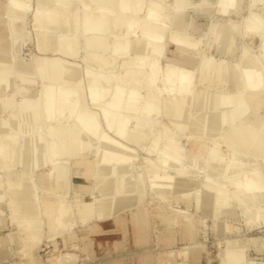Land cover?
<instances>
[{"label":"bare ground","instance_id":"1","mask_svg":"<svg viewBox=\"0 0 264 264\" xmlns=\"http://www.w3.org/2000/svg\"><path fill=\"white\" fill-rule=\"evenodd\" d=\"M28 1L8 0L11 12L25 10L24 5ZM63 1L36 0L35 7L32 8L33 11L31 10L37 50L40 53L52 51L50 55L44 56L46 59L44 65L42 61L37 59L36 67L30 61H24L21 68L13 66L15 65L13 63L15 57L8 56V51L13 50L12 41H10L11 35L15 34L13 16L11 12L7 14L5 12L0 16V19L6 22L5 28L0 29L2 34H5L4 38L0 36V41L2 40L0 50H7L6 53H0V88L3 92L0 103H2V111L5 110V107L10 108L13 110L10 114L14 115L15 109L21 110L30 113L32 118L34 117L36 120L39 119L42 111H45L48 117L54 120H47L52 135V146L49 150L50 159L48 160L42 151L43 140L41 137H36L37 140L32 143L29 142L27 137L30 134L27 126H25L23 142H18L14 139L15 134L7 133L8 123L2 118L0 120V167L4 166L5 163L13 164L17 147L21 144V151H24L22 154L24 158L22 159L26 161L25 170L34 171L39 166H51V170L45 172L46 174L43 173V176L54 179L59 188L64 190L63 183L60 180V163H70L76 168L78 174H81L87 180H91V182L81 184L78 187L72 186L71 188L72 197H70L68 204L74 208L76 215L83 218L84 221L93 219L98 212L96 209L98 203L99 205L111 204L115 214L120 208L129 206L136 199L134 195L135 185L133 179L129 176L132 165L130 168V165L126 164L131 159L134 150L130 148L131 146L126 145L127 142L124 144L121 139L119 140L111 133L125 138L133 117L137 121L138 128H141L148 121L153 122L148 116L151 113L160 111L162 101L158 94L163 92V102L166 106L165 114L170 117V120H163L162 141L160 145L157 142L150 145L148 153L156 156L155 159L153 158L157 165L155 167L156 171L151 170L153 173L151 176L153 187L156 188L158 194L168 197L176 188L174 182L176 175L169 172V170L183 168L185 165L176 156L175 142L178 141L176 132L181 133L187 127V121L183 122L181 118L189 116L191 104L198 105V94L193 93L192 84L194 82L203 84L204 89L202 90L204 94H207L217 88L215 85L217 80H225V75L227 76L226 81L231 84V88L223 92L218 91L212 96L214 99L213 103L210 104L211 107L204 104V109H207L204 115H200L195 110L193 123L199 128H207L209 124H212V127L216 129L228 125L229 130L226 137L228 145L234 150L247 151L253 157H262L261 160L264 163V122L262 124L258 123V116L261 115L264 119V114H255V117L251 120L257 127L242 123L249 110L246 95L250 93L259 97L264 89V20L260 16L253 14L251 22L248 24L250 32L258 33L261 36L259 53L244 49L239 60L229 61L225 58H206L200 51L201 41L193 35L190 31L191 25L181 15V12L188 5V0H174L170 5L171 10L169 12L166 11L165 7L167 4L165 5L162 0H127V3H120L124 9V11H121L127 16L125 26L128 29H125V31L114 29L111 56H114V58L122 56V63H124L131 56V54H128L129 50L136 46L138 50L137 57L132 63L133 70L124 83L126 86L121 87L118 71H112L109 68L112 60L105 57L107 55V45L104 42L105 36H107L105 33L110 30L111 7H118L119 0H92L94 2L92 7L90 6V0H83L82 6L77 0H66V4ZM52 2H56L58 7H52ZM235 2L236 0H220L222 13L229 12ZM61 10L64 13L68 11V13L63 15ZM173 23H175L177 31L171 28ZM23 28V25H21L17 29ZM55 28L61 30L55 32L53 30ZM138 29L143 30L142 34ZM205 36H207V32ZM166 42L173 43L175 51L168 63L161 64L160 57L163 56ZM84 43H86V55L83 59L90 58L94 61L93 64L86 69L83 79L75 77L76 72L74 71L76 70H72L73 72L66 77L64 75L66 69H71L77 59L72 57L79 54L78 49ZM184 55H187V60L183 59L185 58ZM40 68L46 71L44 77L41 78L38 71ZM17 70L24 77L22 81L29 82V80L38 79L36 83L41 86L35 92L36 94L33 93L35 84L27 82L26 86L17 90L13 77ZM160 77L161 82L157 83V79ZM29 85L30 87H28ZM137 87L145 88L146 96L144 95V103L139 114H134L131 107L136 100L135 89ZM8 89L11 90V92L9 91L10 94H4ZM45 92L48 94L46 101L44 99ZM154 92L158 94L153 95ZM17 95L22 96L20 101L16 100ZM87 97L94 104V108L95 105L99 107L98 111L90 108L92 106L87 103ZM259 102L261 100L257 102L256 106ZM66 108L69 110L67 123L59 122L57 118L65 115ZM208 108H211L212 111H208ZM226 126L224 127L226 128ZM89 137L98 141V157H96L97 155L93 157L83 155L84 152L93 148V143ZM28 155L31 157L29 164L26 159ZM98 162L111 163L103 181L97 178ZM159 166H162V170ZM112 173L117 177L114 181L115 177L110 180ZM25 176L27 174L22 173L18 175V178L9 181L10 187H14V191L19 192L13 198L16 210L20 211L15 218L35 219L36 200L32 198L28 182H25L24 179ZM189 181H193V179ZM189 181L184 180L180 184L184 187L189 185ZM1 182L2 175L0 174V187L3 185V182ZM236 183L244 190L245 195H253L258 190H264V174L257 167L252 168L239 174ZM95 189L103 192L101 199L95 197ZM181 189L182 191L185 190ZM195 191L198 203L202 202V197H205L206 204L210 206L222 201V198H220L222 190H216L211 181H202ZM182 195H190V193H183ZM225 195V199L222 201L225 206L231 199L240 201L245 207L248 205L234 190ZM3 199H5L4 192L0 191V209ZM65 202H61V206L57 208L60 214L64 215L70 210L69 205ZM56 207L57 205L54 202L53 206L50 207V211H53ZM232 210H234L232 206H227L220 208L217 212H230L231 215ZM181 213L190 214L185 211ZM167 216L169 215L167 214L164 217ZM148 218V210L141 208L134 211L128 220L134 221L138 226H141L142 230L143 224L148 222ZM185 222L186 225L193 223L190 219L185 220ZM246 242L248 243L246 238L240 237L231 240L228 246L220 245L221 253L225 255L222 264H254L257 259L245 258L248 247ZM250 244L257 247L264 246V237L253 238ZM55 247L57 248V246ZM189 249V247H186L183 250L188 251Z\"/></svg>","mask_w":264,"mask_h":264},{"label":"rangeland","instance_id":"2","mask_svg":"<svg viewBox=\"0 0 264 264\" xmlns=\"http://www.w3.org/2000/svg\"><path fill=\"white\" fill-rule=\"evenodd\" d=\"M77 1H79L78 3H80V6H82L81 3L83 0H77ZM162 1L164 2L165 5L167 4V6H165L166 11L169 12L171 10L170 5L173 3L174 0H162ZM65 2L66 0L63 1V3ZM125 2L127 3V0H119L118 7L117 6L115 8L114 6L111 7L112 12H111L110 29H121L122 31L128 29L125 26L126 25L125 21L127 20V16L122 12L124 11V9L123 7H121V4H124ZM35 4H36V0H29L28 2H25L24 5L25 10H23L24 12L23 11L14 12V16L16 17L15 20L17 24L19 25L22 24L24 27L21 32L12 35L11 39H13L12 40L13 50L11 49L8 51L9 52L8 56L15 57L13 62L15 65L13 66H15L16 68L17 67L21 68L22 64H24V61L28 62L31 57H32L31 62L32 65L34 64V67H36L37 59L39 61H42L44 65L46 61L44 56L50 55L52 53L51 50L40 53L36 48V40H35L36 34H34L35 29H33V25H32L33 24L32 11L35 7ZM0 5H1L0 16L5 12L7 14L12 11L11 6H9L8 4V0L6 1L0 0ZM92 5H94V2L90 0V6L92 7ZM54 6H56V2L55 3L52 2V7ZM263 10H264V0H258L255 2L254 0H236L235 4L231 6L229 12H227L226 14H223L221 11L220 0H188V5L181 12V15H183V17L185 18V14L189 13V11H196V13L198 14L197 17L200 27L206 30H204L202 33H198V34L194 33L193 35L201 41L200 51L203 53V55L206 58L207 57L225 58L229 61H236L239 60L241 55L239 56V51H238L239 39L237 37H234V30L236 32L240 30V32H242V35L244 34L246 35V41L248 45L242 49L241 54L244 49H249L253 53H259V49L261 45V36L258 33L252 31L250 32L248 28V24L251 22V16L253 14L260 16L264 20ZM61 12L63 15L68 13V11L64 13L63 10H61ZM173 22H174V18H173ZM188 23L191 25L190 29L198 30L197 27L193 26L194 24L192 25L190 22ZM220 23H222L223 25ZM5 26H6L5 20L2 21V19H0V29L1 28L4 29ZM171 28L176 30L175 23L171 25ZM215 28H216V32H215ZM53 30L57 32L58 30L60 31L61 29L55 28ZM138 30L142 34L143 30L142 31L140 29ZM138 30L137 32L139 34ZM137 32L135 33L136 35ZM206 32H207V36H205ZM135 34L134 36H136ZM0 36H3L4 38V35H0ZM111 38L112 37L109 36L108 39L112 40ZM229 40H230L229 46L231 47L230 50L225 49ZM166 44H165L163 56L160 57V63L162 62L161 64L168 63L169 60H171L173 52L175 51V47L173 43L166 42ZM231 44L234 45L236 49H233ZM213 45L215 46V48H212ZM4 52L6 53L7 50L5 51L0 50V53L3 54ZM137 53H138L137 46L129 50L128 54H131V56H129L127 60L124 63H122L121 66H120V62H121L120 57L114 58V56H111L112 55L111 53H108L105 56L106 58L112 60L111 61L112 64H110L109 68L112 71H118L121 81L120 84L121 87L126 86L124 85V83L126 79L129 78V75L133 70L132 63L135 61L137 57L136 56ZM84 56H85V52L82 51L81 55L79 53L77 55H74V57H72L73 59L76 58L77 59L75 60V65L71 66L72 68L70 67L71 69L68 68L66 69L64 73L66 77L73 72L72 70H76L74 71L76 72L75 77L77 79L84 78V74H86L87 71L86 69L90 67L94 62L90 58L87 59L85 58L84 60L83 59ZM184 57L185 58L183 59H187V55H184ZM197 61H199V59H197ZM38 71L40 72V78L44 77L43 75L46 71H44L43 69L41 70V68ZM81 76L82 78H80ZM13 77L15 80V85L17 87V90L18 89L20 90L23 86H26L25 84L29 83L33 85L35 84L36 89L34 88L33 90V93H35L37 92V90H39L41 86L39 83H36L38 82V79H33L34 81L29 80V82L26 81L27 83L25 82V80H23L24 81L23 82L22 79H24V77L21 75V72L19 70H17L14 73ZM226 77L227 76L225 75V80L224 79L221 81L217 80L215 84L217 88L208 92L207 94H204V91L202 90L204 89L203 84L201 85L199 83L194 82L192 84V90L194 94H197L198 92V98H197L198 105L196 104L197 106H195L192 103L190 106L189 116H185L184 118H181V120L183 122L186 121L188 122L190 120L191 111L198 110L200 108H202L200 109L201 112L205 114L207 109H204L205 108L204 104H207L208 107H211L210 104L213 103V99H214L212 96H214L218 91L223 92L231 88V84L229 81H226ZM158 82H161V77L157 79V83ZM28 87H30V85ZM9 91L11 92V90L8 89L6 93L4 92V94L6 95L10 94ZM155 93L156 95L158 94L157 92H154L153 95H155ZM2 94L3 92L2 93L0 92V97L2 96ZM158 95L161 101L164 100L163 92ZM47 96L48 94L47 92H45L44 93L45 101L48 98ZM246 97L249 105L251 104V100L252 101H254L255 99L258 101L261 100L260 102L261 107L259 108L257 113L252 111L249 106V110L247 111V114L244 116V119L242 120V123L250 125L249 122L253 119L255 114H264V89L262 90V93H260L259 97L254 96L250 93H248ZM21 99L22 96L17 95L16 100L20 101ZM86 99L89 106H92L90 108L97 111L99 110V107L96 105L94 108V104L91 102V100L88 97ZM138 99H140L139 94H137V101ZM161 104H163V102ZM1 106L2 103H0V120L4 118L8 123L6 130L7 133L15 134L14 139L22 143L24 139L23 138L24 127L27 126V129L30 134V136L27 137L28 141L32 143L33 141L37 140L36 137H41L43 140V146H42V151L44 152L43 154L49 160L50 159L49 150L52 146L51 143L52 135L50 134V126L47 120L49 121L50 120L54 121V120L49 118L48 114L45 111H42L41 116L39 117L38 120H36L34 117L32 118V115L30 113L24 111L22 112L21 110L15 109L14 110L15 113L14 115H12L10 114V112L13 111L12 109L5 107V110L2 111ZM208 111H212V109L208 108ZM164 112H165V107L164 108L162 107V109L160 110V115H158V117L161 118V120L169 121L170 117H168V115H166ZM64 114L65 115L59 116L57 118L59 119L58 120L59 122L62 121L66 122L67 116L69 114L68 108H66ZM263 122H264L263 116L259 115L258 123L262 124ZM263 128H264V124H263ZM89 139L93 143V148L91 150H87L86 152H84L83 155H85V157H89V156L93 157L95 155L98 156L99 148L96 146L97 141L91 137H89ZM199 139L200 138L198 137L192 136L188 131H183V134L181 135V141H182L181 151L183 154L182 157L184 158V164H185L184 167L186 171H190L191 174L190 175L185 173L176 174L174 179L176 186L175 191L171 195H169L170 198L167 199V200H171L172 203L171 207H168L170 206V204L166 202L167 207L166 208L163 207L159 209V205L161 204L160 198L158 196L156 188L153 187L151 181V176L153 174L152 171H156V168L149 166L151 165L150 164L151 162L148 161V158L155 159L156 156L146 151L145 146L148 145L149 143H147L145 146L133 145L132 147L135 148V157L134 160L132 161V168L130 167L132 171L129 174V176L133 179V182L137 188L134 194L137 203L132 208L117 211L108 220H104V221L93 220L87 224L79 223L74 208H72L68 204L69 203L68 201H70V197H72V194L69 197V194L66 193L68 191L64 192V190H61L59 186L55 183L54 179L47 178L45 175L43 176V178L38 177L37 175L38 173H40L41 175L42 173L51 170L50 169L51 166L48 165V166L36 167L34 169L35 172L25 170L26 161L22 159L24 158L22 157L24 151L23 150L21 151V144H19L17 147L18 149L15 154L13 164L5 163L4 166L0 167L1 170L0 174L2 175V182H3V185H1L0 187L1 188L0 191L4 192L5 195V199L2 200L1 209H0L1 210L0 211V264H127L126 258L125 257L121 258V256H119L127 251L135 253L134 257L132 256V258L129 259L128 264H143V261L139 256L142 254L141 252L143 251L144 248H146V246H150V249L152 251L156 250L155 251L156 253H154L155 256L153 257V261H152L153 264L154 262L158 263L159 261L160 249L163 252L162 259L164 260L166 255L167 257H169L167 261L170 262L171 257H174L176 252L181 254L180 252L184 251L183 249L189 246L188 240L191 238L192 233L193 235L198 234L200 240L203 241L200 242L201 243L200 247H204L205 250H209V251L213 250L214 253L216 254H218L219 251L220 260L221 259L224 260L225 258L224 253H221L222 250L220 248V245L228 246L231 240H236L237 238L243 237L244 239L246 238L248 241V243L246 242V244L248 246H251L250 244L251 239L264 236V210L249 209V208L246 209L245 206H243V204H241V202L238 200L235 199L230 200V202L233 203L234 206L238 207L237 210L235 211L232 210V214H231L232 216L227 215L225 213L217 212L209 208L208 206L210 205L206 204L207 208L205 207L203 209H198V210H196L194 207L190 208L189 212H195V214L197 215L196 217L200 216L202 218L203 217L205 218L203 220H198L197 223L194 225L189 226V224L188 225L185 224L186 223L185 220L187 219H190L191 221L194 220L195 216L192 214L179 213V215L175 217L176 219L169 217V216L174 217V214L177 213L175 212V210L185 209L186 201H188L189 199L194 201L196 197L195 189L199 186V184H201L202 181L206 180L208 160H209L208 148L211 146L213 142L222 143L221 136H219L217 139L203 137L201 138V141H203L202 139H204V141L207 142L208 146L205 148H201V146L197 144L198 142H201ZM177 144L178 143L175 144V150H176V156L178 157V153L181 154V152L179 151L180 146H178ZM221 150L224 153H227L228 147L225 144H221ZM29 155L26 158L28 164L31 161V157ZM187 155L190 156L188 157ZM246 159L248 165L247 170L249 168H254V166H256L254 164L255 160L253 158L252 159L250 158L249 153L247 156L246 155L244 156L245 161ZM214 164L217 165L219 163L215 162ZM256 164L257 167H264V163L262 160L256 162ZM66 169L71 170L70 176H71L72 186L78 187L79 183H82L84 181H86V183L91 182V180H87V179L85 180L84 177H82L80 174L77 173L75 167L70 165V163H66V162L60 163L61 178L62 175L66 174L65 173ZM22 173L27 174V176H25L26 178H24L25 182H28L29 189L31 190L32 193V198H34L36 202H38L39 204L41 211L39 214L40 221L37 219L15 218V216L20 211L16 210V206H14L15 203L13 198L16 197L19 194V192L14 191L15 190L14 187H10L9 181L18 178V175ZM240 174H242V172H240ZM111 175L112 176L109 175L111 178L110 180H112L115 177L113 173ZM116 178L117 177H115L113 181ZM190 179H193V181H189ZM233 179L235 178L233 177L229 178V181H231L229 187L232 189H233V182H232ZM184 180L189 181L188 182L189 185L182 187L180 183ZM220 180L221 178H217V177L215 179H211L212 181L211 184L216 188V186L219 185ZM181 188L185 190L182 191ZM183 193H190V195H182ZM48 201H54L55 204L57 205L56 209L51 211V215L50 213L48 214V212L45 210V203ZM61 202L62 203L65 202V204H68L70 207V210L67 211L65 215L60 214V212L57 209L59 206H61ZM204 203H206V200H204ZM141 208L143 209L146 208L149 211V220H148L147 232H146L148 235L147 239H149L148 242L138 241V239L140 240L142 237L141 226L133 224L131 221H128L127 224V219L132 215V213ZM163 212H166L169 216L164 218L163 214L161 215V213ZM68 216H70L71 219ZM52 217L54 218L52 219ZM118 218L119 220H116ZM121 219L125 220V223H121L120 222ZM199 222L200 224H198ZM128 232H129V238L127 240L125 239L122 240L121 237L125 238ZM117 240H120L119 244L116 243ZM48 242L50 243L48 244ZM55 246H57V248ZM249 256L251 259L252 258L257 259V257L260 255H258L255 251H252L249 254ZM257 261L258 260H256L254 264H261Z\"/></svg>","mask_w":264,"mask_h":264},{"label":"crops","instance_id":"3","mask_svg":"<svg viewBox=\"0 0 264 264\" xmlns=\"http://www.w3.org/2000/svg\"><path fill=\"white\" fill-rule=\"evenodd\" d=\"M11 13H12L11 15L13 16V20L12 21H14L13 26L15 28L14 29L15 33L21 32L23 29H17V28L20 27L22 24L21 25L17 24V22L15 20L16 17L14 16V12H11ZM197 15L198 14L196 13V11H189V13L185 14V20L187 22H190L192 25L194 24L193 26L198 28V30L191 29V32L193 34L194 33H196V34L202 33L204 30H206V29H202L200 27ZM105 34H107V36H105L106 38L104 39V42L107 45V48H106L107 52L106 53L107 54L108 53H112L113 43H114V39H113L114 38V29H110L109 32H107ZM0 35H5V34H2V31L0 30ZM109 36L112 37L111 38L112 40L108 39ZM234 37H237L239 39L238 51H239V56H240L242 49L248 45L247 41H246V35L245 34L242 35L240 30L238 32H236L234 30ZM11 38H12V35H11L10 39ZM11 41H12V39H11ZM88 43H89V41H88ZM85 44L86 43H84V45L81 44L80 47H79L80 55H81L82 51H84L85 55H86V45ZM229 44H230V40L227 43V46L225 47V49H229V50L231 49ZM212 48H215V46L213 45ZM232 48L236 49L234 45H232ZM224 51H226V50H224ZM117 57L121 58V63H120V66H121L122 65V56H117ZM31 59H32V57H31ZM31 59H29L30 62H31ZM231 59H233V58H231ZM185 60H187V59H185ZM115 80L116 79H115V75H114V81ZM135 91H136V98H135L136 100L134 101L131 109H132V112H134V114H139L140 110L142 109V105L144 103V98L146 96V89L145 88H141V87H137L135 89ZM0 92L2 93L1 88H0ZM137 94H139V97H140V99H138V101H137ZM197 94H198V92H197ZM162 102H163V100H162ZM257 102H258V100H256V99L254 101L251 100V104L249 105L250 109L252 111H254L255 113H257V111L261 107V103L260 102L258 103V106H256ZM162 107L163 108L165 107V112L164 113H166V106H165L164 102H163V104L160 105V110L162 109ZM197 111L199 112L200 115H204V113H202L200 109H198ZM158 115H160V111L151 113L148 116V118L153 120V122L148 121L147 123L143 124L141 128L137 127V121H136V119H134L135 117H133L132 121L129 124V128H128L127 135H126L125 138L118 137V136H116L115 134L112 133L116 138H118L119 140L121 139V141L124 144H125V142H127L126 145H128V147L131 146L130 148H132L134 150V153H132V155H131V159L126 162V164L128 166L132 165V161L134 160V157H135V148L132 147L133 145L145 146L147 143H149L148 145L145 146V149H146L147 152H148V148L153 143L157 142L160 145V143L162 141V135H163V120H161V118H159ZM194 115H195V110L191 111L190 120L187 122V127L184 129L185 131H188L194 137L200 138L199 139L200 141H201V138H203V137L217 139L219 136H221V139H222V143L219 144V143L213 142L211 144V146L208 148L209 160H208V169H207L206 180L211 181V179H215V177L221 178L219 185L216 186V190H218V189L222 190V193L220 195V198H222V201H223V199H225V196H226L225 194L230 193L232 190H234L248 204L247 207H245V208L264 210V190H262V189L258 190V192H255L253 195H245L244 190L241 189V187H239L238 184L236 183V178L240 174V172L245 173V171L247 170V166H248L247 165V159L245 161L244 160V156L245 155L247 156L249 152H247V151L242 152V151H239V150H234L228 145L227 140H226L227 133H228V130H229V126L228 125L227 126L223 125L220 128L216 129V128L212 127L213 126L212 124H209L207 128H202V127L199 128V126H196L193 123ZM249 123H250L251 126L257 127L251 121ZM224 126H226V128ZM161 129H162V131H161ZM183 131L181 133L180 132H176V136L178 137L177 143L180 144V145L179 144H177V145L180 146L179 151L181 152V154L178 153V157L177 158L179 159V161H182V162H184V158L182 157L183 154H182V151H181V145H182L181 135L183 134ZM202 140L203 141L198 142L197 144H199L201 146V148L207 147L208 146L207 142L204 141V139H202ZM97 143H98V141L96 142V146L98 145ZM221 144H225L227 147L229 146L227 153H224L221 150ZM249 155H250L251 159L253 158L255 160L254 161L255 165H257L256 162H259L261 160V158H262V157H259V156L253 157L250 153H249ZM187 156L189 157L190 155H187ZM96 157H98V156H96ZM148 161L151 162L150 164H151L152 167L153 166L154 167L157 166L155 161H154V159H148ZM215 162H218L219 164L215 165L214 164ZM110 165H111V163L110 164H103L102 162H100V163L98 162V175H97V178H99V179H101L103 181L104 180L103 178L106 175V171L109 169ZM184 166H183V168L179 167V168L170 169L169 172H171V170H172V173H174L175 175L176 174H180V173H182V174L185 173V174L190 175L191 174L190 171L189 172L186 171ZM129 167H131V166H129ZM161 167L162 166H159V168L162 170ZM256 167L257 166H254V168H256ZM257 168L261 169V171L264 174V167H257ZM249 169H252V168H249ZM46 172H49V171H46ZM65 173L66 174L62 175V178H60V180L63 183L64 190L68 191L66 193H68L69 197H70L71 188H72V181H71V176H70L71 175V170L70 169H66ZM44 174H46V173H44ZM37 175H38V177H43V173L41 175H40V173H38ZM82 177H84V176H82ZM230 177L235 178V179L232 180L233 189L229 187V184L231 182V181H229ZM84 179L86 180V178H84ZM84 183H86V181H84L82 183H79L78 186H80L81 184H84ZM136 189L137 188L135 186V192H136ZM102 194H103V192L101 190L95 189L94 195H95V197L97 199H101L103 197ZM158 196L160 198V203H161L159 205V209H161L163 207L166 208L167 207V203L166 202H168L170 204V206H168V207L172 206L171 205L172 204L171 200H167V199L170 198L169 196L167 197L166 195L163 196L161 194H158ZM165 200H167V201H165ZM222 201L216 202V204H214L213 206H208V207L213 209V210H215V211L219 210L220 208H225L227 206H232L234 211L238 209V207L234 206L233 203L230 202V200H229V203H227V206H225ZM53 203H54V201H48V202L45 203V210L48 212V214L50 213V215H51L50 207L53 206ZM136 203L137 202H136V199H135L132 204H130L129 206H127L125 208H120L119 210H122V209L126 210V209H129V208H132ZM191 207H194L196 210H198V209H203L205 207L207 208V205H206V203H204V198L203 197H202V202H200V203L197 202L196 197H195L194 201L189 199L188 201H186V208L185 209L175 210L177 213L174 214V217L179 215V213H181L182 211H186L187 213H190V214L194 215L195 218L192 221L193 223L189 224V226L196 224L198 220L205 219L204 217L202 218L200 216L196 217L197 215L195 214V212H189ZM96 209L98 210L96 216L93 219L89 220V221H86V220L84 221L83 218L77 216V218L79 220V223L80 224H87V223H89V222H91L93 220L104 221V220H108L111 216L114 215V211L112 209V206L109 203L108 204H100V205L98 203ZM175 209H177V208H175ZM40 212L41 211H40L39 204H38V202H36V213L34 214V217H35V219H37L39 221H40V219H39ZM162 214H163V217L165 215H167L166 212L161 213V215ZM225 214L230 215V212H226ZM116 220H119V218L116 219ZM148 220H149V218H148ZM124 221L125 220H123V219L120 220L121 223H125ZM128 221L129 220L127 219V224H128ZM132 223L136 224L134 221ZM147 224H148V222L143 224L144 226H143V229H142V237H141L140 240L138 239L139 242H145V241L148 242L149 241V239H147L148 235L146 233L147 232ZM198 224H200V222ZM263 237L264 236H261V238H263ZM121 238H122V240H124V239L127 240L129 238V232H128V234H126L125 238H123V237H121ZM165 238H166V236H165ZM188 242H189V246L188 247L190 249L188 251H181L180 252L181 254L176 252L174 257H171L170 262L167 261V259H169V257H167L166 255H165L164 260L162 259L163 252L160 249V251H159V261H158V263L154 262V264H170V263L171 264H222L223 260L222 259L220 260L219 251H218V254H216V253H214L213 250L209 251V250H205L204 247H200L201 246L200 242H203V241L200 240V237L198 236V234L197 235H195V234L193 235V233H192L191 238L188 240ZM116 243L119 244L120 240H117ZM191 249H192V251H191ZM155 251H152L150 249V246H146V248L143 249V251L141 252L142 254L139 256L142 259L143 264H153L152 261H153V257L155 256L154 253H156ZM252 251H255L258 255H260V256L257 257V260L261 264H263L264 263V246L263 245H260L258 247L254 246V245L248 246L247 247V251L245 252V258L250 259L249 254ZM134 254H135L134 252L127 251L124 254L122 253L119 256H121V258L125 257L126 260H127V264H128L129 259H131L132 256L134 257Z\"/></svg>","mask_w":264,"mask_h":264}]
</instances>
